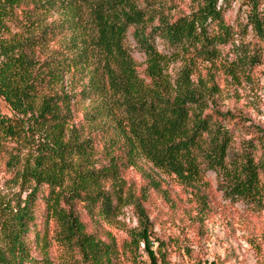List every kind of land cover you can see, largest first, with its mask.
<instances>
[{
	"label": "trees",
	"instance_id": "1",
	"mask_svg": "<svg viewBox=\"0 0 264 264\" xmlns=\"http://www.w3.org/2000/svg\"><path fill=\"white\" fill-rule=\"evenodd\" d=\"M223 1L174 17L171 0H0V97L14 113H0V158L26 194L0 204V264L31 260L32 231L44 255L59 244L85 264H143L142 252L168 264L146 190L125 180L136 170L158 189L145 165L201 199L202 223L209 172L232 203L264 209V131L210 108L217 74L249 78L264 64V1L241 0L234 21ZM131 29L143 76L125 45ZM180 58L172 84L165 70ZM242 128L250 139H237ZM126 207L136 227L121 244L89 230L87 219L111 225ZM253 250L264 264V232Z\"/></svg>",
	"mask_w": 264,
	"mask_h": 264
},
{
	"label": "rangeland",
	"instance_id": "2",
	"mask_svg": "<svg viewBox=\"0 0 264 264\" xmlns=\"http://www.w3.org/2000/svg\"><path fill=\"white\" fill-rule=\"evenodd\" d=\"M199 2L201 0H171V16L190 14ZM218 4L225 6L227 3L219 0ZM242 6L241 0H230L227 18L233 21L235 18H241ZM156 43L163 50L159 40H156ZM125 45L135 60L139 73L143 76L146 57L137 47L133 29L128 31ZM185 65L186 60L181 58L168 62L165 72L172 84ZM201 71V75L206 78V70ZM192 80L195 84L198 82L196 78L192 77ZM215 80L219 93L214 97L215 103H210V108L214 107L222 112L240 116L247 120L245 125L251 127V130L254 131L253 128H255L264 131V64L258 67L249 78L235 79L220 72ZM0 113L9 117L14 116L9 105L1 97ZM245 130L242 128L236 132L237 139L252 137L247 136ZM144 169L155 177L158 184L160 183L158 189L136 170H130L125 180L132 185L137 194L142 189L146 190L148 203L145 206L155 224L154 231L158 237L166 241L171 240L168 264H199L206 261H215L217 264L256 263L253 244L261 242V235L264 232V209L252 211L243 203H232L224 192L218 189L215 175L209 172L204 178L207 184L204 199L209 213L202 223L200 217L202 208L199 204L201 199L194 196L190 189L180 185L176 179L163 175L150 165H145ZM20 196L24 199L26 194L20 192V187L7 169L5 160L0 158V204L6 208L10 206L14 208ZM87 220L90 231H98L103 237L106 232H110L118 244L126 238L127 230L136 227L132 207H126L123 214L117 217L111 225L102 223L96 226L92 225L89 219ZM28 240L31 244V260L26 261L25 264H85L79 256L68 254L65 247L59 244L53 245L44 255L34 243V231L31 232ZM1 242L0 218V247ZM156 247L157 244L154 245V248ZM187 249L190 253L186 252ZM141 254L140 260L143 264H150L146 254L143 252ZM121 264L129 263L123 261Z\"/></svg>",
	"mask_w": 264,
	"mask_h": 264
}]
</instances>
